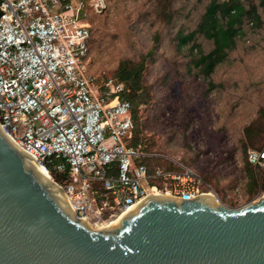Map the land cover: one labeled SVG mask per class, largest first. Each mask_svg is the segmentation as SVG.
I'll list each match as a JSON object with an SVG mask.
<instances>
[{
  "label": "built area",
  "instance_id": "obj_1",
  "mask_svg": "<svg viewBox=\"0 0 264 264\" xmlns=\"http://www.w3.org/2000/svg\"><path fill=\"white\" fill-rule=\"evenodd\" d=\"M104 7V0H0V128L91 223L152 195L205 193L195 185L200 175L179 160L149 170L145 161L155 155L132 145L124 85L112 78L96 85L89 76V16ZM246 158L264 173V141Z\"/></svg>",
  "mask_w": 264,
  "mask_h": 264
},
{
  "label": "rangeland",
  "instance_id": "obj_2",
  "mask_svg": "<svg viewBox=\"0 0 264 264\" xmlns=\"http://www.w3.org/2000/svg\"><path fill=\"white\" fill-rule=\"evenodd\" d=\"M209 1L104 0V9L89 16L87 72L98 85L119 81L121 64L140 65L147 96L138 106L137 145L155 155L150 163L171 159L194 168L200 191L237 208L264 194L263 177L246 159L264 140V7L244 2L257 6L262 23L255 28L245 20L235 46L207 77L194 61L212 50V40L180 37L196 28Z\"/></svg>",
  "mask_w": 264,
  "mask_h": 264
},
{
  "label": "water",
  "instance_id": "obj_3",
  "mask_svg": "<svg viewBox=\"0 0 264 264\" xmlns=\"http://www.w3.org/2000/svg\"><path fill=\"white\" fill-rule=\"evenodd\" d=\"M0 264H264V194L237 208L152 195L96 228L0 128Z\"/></svg>",
  "mask_w": 264,
  "mask_h": 264
},
{
  "label": "trees",
  "instance_id": "obj_4",
  "mask_svg": "<svg viewBox=\"0 0 264 264\" xmlns=\"http://www.w3.org/2000/svg\"><path fill=\"white\" fill-rule=\"evenodd\" d=\"M245 1L246 0H210L196 28L180 37L181 43H186L197 34H202L205 38L212 40V50L205 54H200V56L194 61L195 65L199 67L200 72L204 74V76L208 77L213 72L216 65L225 60L228 51L235 46L236 38L242 34V25L245 20L255 28L261 25L262 21L260 14L257 11V6L252 4L251 6L246 7L244 3ZM258 1L259 5L264 7V0ZM196 46L197 45L195 44V47ZM141 70L142 67L140 65L128 67L127 63H125L121 64L120 70L117 71V76L120 79L119 81L122 82L127 90L124 92L123 96L131 104L135 129L132 137V145L134 146H138L137 144H139L140 141L139 131L135 128L138 119V106L144 103L145 97L147 96V92L144 90L141 82ZM249 134L247 133L248 137H250ZM248 141L251 142V139L248 138ZM262 142L256 147H259ZM139 148L142 149L141 147ZM151 159L152 158H148L145 161L150 171L159 165L150 163ZM259 173L264 179V173L261 171ZM251 177V180L255 184V179L253 176ZM159 186H161V184H159Z\"/></svg>",
  "mask_w": 264,
  "mask_h": 264
},
{
  "label": "bare ground",
  "instance_id": "obj_5",
  "mask_svg": "<svg viewBox=\"0 0 264 264\" xmlns=\"http://www.w3.org/2000/svg\"><path fill=\"white\" fill-rule=\"evenodd\" d=\"M31 159L33 160V163H34L37 171L41 174V176H43L44 178H46V179L51 181V177L49 175V171L47 170V168H45L42 164H40L39 162H37L33 158H31ZM203 194H207V195L213 197L216 201H218L216 199L215 195L211 191H207V192H205ZM62 196H63L64 200H67L63 193H62ZM136 206L137 205H134V206L130 207L127 210L119 212L116 215L112 216L113 218L111 217L108 220H106L104 222H101V223H91L90 221H87V220H84V221L88 222L90 225H92V226H94L96 228H110V227H113L115 224H117L119 222V220H121L126 215V213H128L129 211L134 209Z\"/></svg>",
  "mask_w": 264,
  "mask_h": 264
}]
</instances>
